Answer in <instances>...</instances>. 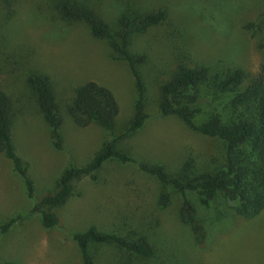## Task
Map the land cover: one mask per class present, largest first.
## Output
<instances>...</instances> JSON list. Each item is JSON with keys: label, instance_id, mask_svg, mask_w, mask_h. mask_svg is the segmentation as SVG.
I'll list each match as a JSON object with an SVG mask.
<instances>
[{"label": "rangeland", "instance_id": "1", "mask_svg": "<svg viewBox=\"0 0 264 264\" xmlns=\"http://www.w3.org/2000/svg\"><path fill=\"white\" fill-rule=\"evenodd\" d=\"M59 0H0V87L13 99L12 137L16 153L29 163L35 183L30 198L12 163L0 155V264H82L72 236L95 225L103 232H142L156 257L145 261L112 246L94 253L96 264H264V210L243 218L227 205L205 206L195 194L196 221L204 236L196 237L179 217L182 195L164 189L156 178L132 164L106 163L98 181L76 183L58 212L59 224L46 229L38 203L57 177L72 165L86 163L108 139L100 127H76L66 114L74 91L88 81L111 90L120 112V131L133 116L136 92L127 66L112 61L110 48L93 38L84 24H66L54 9ZM88 6L117 31L120 16L163 9L166 20L136 34L132 50L146 56L145 125L121 142L138 162L158 163L172 173L186 162L210 170L220 143L188 129L175 116L158 109L159 86L181 66H204L209 72L242 68L257 73L264 63V0H64ZM47 76L64 117L63 149H54L48 125L31 90L30 77ZM210 97H207L209 100ZM210 111V108H207ZM189 165V166H190ZM170 201L161 205L163 191Z\"/></svg>", "mask_w": 264, "mask_h": 264}, {"label": "trees", "instance_id": "2", "mask_svg": "<svg viewBox=\"0 0 264 264\" xmlns=\"http://www.w3.org/2000/svg\"><path fill=\"white\" fill-rule=\"evenodd\" d=\"M54 9L66 24H84L90 35L105 41L111 60L125 64L135 85L133 116L120 131L117 117L120 107L113 92L95 81L77 87L66 106V114L78 128L100 127L108 139L94 155L80 166L72 165L56 179L53 190L38 203L42 225L46 229L59 224L58 212L72 196H80L75 185L83 179L98 181V173L110 161L135 165L166 190L182 195L179 210L181 223L196 237L204 236L203 226L196 221V207L188 193L195 194L205 206L227 205L235 213L249 219L264 210V63L256 74L242 68H226L209 72L204 66H181L159 86L158 111L163 117L175 116L192 132L220 143V154L210 170H201L186 162L181 172L172 173L158 163L138 162L121 142L129 139L146 123L147 85L142 67L146 56L132 50L133 36L166 20L163 9L146 13L129 12L120 16L118 30H113L88 6H74L59 0ZM264 48L263 43L260 45ZM31 90L48 125L55 150L63 149V114L50 79L37 74L30 77ZM210 97L209 100L206 99ZM210 108V111L207 110ZM15 105L12 97L0 87V155L5 156L22 178L28 196L32 198L35 183L29 173V163L16 153L12 137ZM190 165V166H189ZM163 191L159 203L170 201V193ZM14 221L0 227L6 233ZM82 264H96L94 253L101 246H112L119 251L151 261L154 248L140 231L128 228L122 233L103 232L95 225L72 236ZM2 264H16L4 262Z\"/></svg>", "mask_w": 264, "mask_h": 264}]
</instances>
